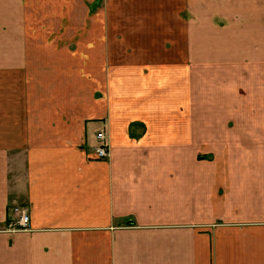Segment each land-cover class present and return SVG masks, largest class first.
<instances>
[{
	"label": "crops",
	"instance_id": "crops-1",
	"mask_svg": "<svg viewBox=\"0 0 264 264\" xmlns=\"http://www.w3.org/2000/svg\"><path fill=\"white\" fill-rule=\"evenodd\" d=\"M44 2L0 0V264H264V0H195L183 48L113 107Z\"/></svg>",
	"mask_w": 264,
	"mask_h": 264
},
{
	"label": "rangeland",
	"instance_id": "rangeland-1",
	"mask_svg": "<svg viewBox=\"0 0 264 264\" xmlns=\"http://www.w3.org/2000/svg\"><path fill=\"white\" fill-rule=\"evenodd\" d=\"M195 4V0H45L42 30L59 31L60 47L71 51L85 47L96 55L92 68L97 74L102 68L106 92L96 90L95 95L108 96L113 107L123 94L122 85L131 86L138 71L147 74L154 60H163L164 48L170 49L171 60L183 48ZM130 131L137 139L146 134L138 123L131 124ZM108 132L112 152L109 127ZM202 157L212 158L207 152L199 154Z\"/></svg>",
	"mask_w": 264,
	"mask_h": 264
},
{
	"label": "built area",
	"instance_id": "built-area-1",
	"mask_svg": "<svg viewBox=\"0 0 264 264\" xmlns=\"http://www.w3.org/2000/svg\"><path fill=\"white\" fill-rule=\"evenodd\" d=\"M95 138L97 141V144L94 146L95 157L98 160L107 161L111 157V141L107 122L98 130ZM11 211L7 230L9 232L29 231L31 229V218L28 208L15 205Z\"/></svg>",
	"mask_w": 264,
	"mask_h": 264
}]
</instances>
